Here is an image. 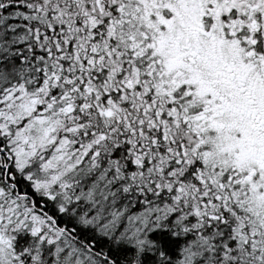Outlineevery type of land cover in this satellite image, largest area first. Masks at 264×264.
<instances>
[{
  "label": "snow or ice",
  "instance_id": "1",
  "mask_svg": "<svg viewBox=\"0 0 264 264\" xmlns=\"http://www.w3.org/2000/svg\"><path fill=\"white\" fill-rule=\"evenodd\" d=\"M0 264H264V0H0Z\"/></svg>",
  "mask_w": 264,
  "mask_h": 264
}]
</instances>
